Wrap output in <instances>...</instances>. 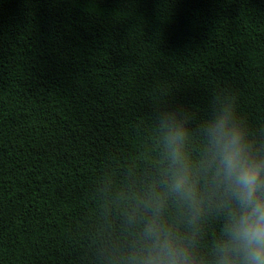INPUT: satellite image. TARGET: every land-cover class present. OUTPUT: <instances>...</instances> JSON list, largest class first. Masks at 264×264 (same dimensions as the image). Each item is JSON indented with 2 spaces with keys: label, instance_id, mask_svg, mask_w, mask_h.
<instances>
[{
  "label": "trees",
  "instance_id": "obj_1",
  "mask_svg": "<svg viewBox=\"0 0 264 264\" xmlns=\"http://www.w3.org/2000/svg\"><path fill=\"white\" fill-rule=\"evenodd\" d=\"M220 89L264 136V0H0V264H109L104 191Z\"/></svg>",
  "mask_w": 264,
  "mask_h": 264
},
{
  "label": "clouds",
  "instance_id": "obj_2",
  "mask_svg": "<svg viewBox=\"0 0 264 264\" xmlns=\"http://www.w3.org/2000/svg\"><path fill=\"white\" fill-rule=\"evenodd\" d=\"M142 159L103 193L102 218L119 221L109 264H264V136L233 90L202 117L160 108Z\"/></svg>",
  "mask_w": 264,
  "mask_h": 264
}]
</instances>
